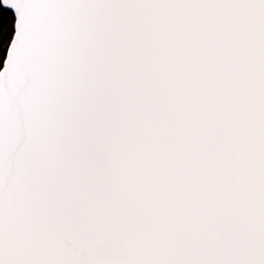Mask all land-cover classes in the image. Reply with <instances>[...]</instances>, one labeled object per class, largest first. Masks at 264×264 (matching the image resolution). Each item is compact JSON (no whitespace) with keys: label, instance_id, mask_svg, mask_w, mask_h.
I'll return each mask as SVG.
<instances>
[{"label":"snow or ice","instance_id":"snow-or-ice-1","mask_svg":"<svg viewBox=\"0 0 264 264\" xmlns=\"http://www.w3.org/2000/svg\"><path fill=\"white\" fill-rule=\"evenodd\" d=\"M0 264H264V0H3Z\"/></svg>","mask_w":264,"mask_h":264},{"label":"trees","instance_id":"trees-1","mask_svg":"<svg viewBox=\"0 0 264 264\" xmlns=\"http://www.w3.org/2000/svg\"><path fill=\"white\" fill-rule=\"evenodd\" d=\"M14 13L5 9L0 0V71H2L7 58L8 49L15 35Z\"/></svg>","mask_w":264,"mask_h":264},{"label":"water","instance_id":"water-1","mask_svg":"<svg viewBox=\"0 0 264 264\" xmlns=\"http://www.w3.org/2000/svg\"><path fill=\"white\" fill-rule=\"evenodd\" d=\"M2 3H3V0H2ZM8 10H10V11H12L11 9H8ZM13 12V11H12ZM14 13V12H13ZM15 15V14H14ZM15 36V35H14ZM11 46V45H10ZM7 59V58H6ZM4 68V67H3ZM2 71H3V69H2Z\"/></svg>","mask_w":264,"mask_h":264}]
</instances>
